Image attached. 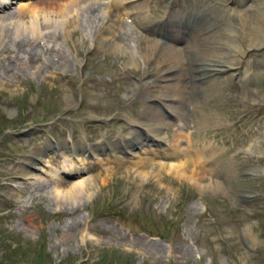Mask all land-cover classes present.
Returning a JSON list of instances; mask_svg holds the SVG:
<instances>
[{
	"label": "rangeland",
	"instance_id": "obj_1",
	"mask_svg": "<svg viewBox=\"0 0 264 264\" xmlns=\"http://www.w3.org/2000/svg\"><path fill=\"white\" fill-rule=\"evenodd\" d=\"M77 1L30 0L32 6L27 8L30 12L24 9L20 14L29 16L31 12L35 15L45 10L65 17ZM89 1L93 2L80 0L76 9L87 19L85 7ZM192 3L193 0L186 2ZM208 3L212 8L205 6V10L213 16L205 28L208 44L213 40L227 42L225 50H220L225 58L207 57L206 62L199 61L197 56L184 57L183 53L187 65L183 64L187 70L183 86L188 93L183 102L175 104L179 113H172V119L162 130L167 139L166 149L173 147L178 134L183 137L180 146L197 165L201 174L199 183L204 189L190 182H178L170 174H165L160 183L149 180L141 184L132 180L131 169L139 166L135 164L138 162L135 155L139 153L134 152L133 158L121 153L112 158L105 156L107 160L100 171L105 173L113 167L116 172L110 175L107 184L90 187L92 198L83 191L76 199L59 205L52 194L42 191L44 184L39 183L40 179L49 178L41 171L35 169L31 180L23 179L19 174L20 163L49 138L59 142L70 135L94 142L102 134L128 136L132 126L142 118L146 101L154 102L149 97L163 96L160 65L167 58L162 51L152 49L157 45L154 36L146 35L145 30L131 22V17L118 15L115 7L104 12L101 30L95 29L96 23L89 15L86 32L73 38H66L59 26L48 24L46 28L56 32L44 33L45 39L43 35L31 37L27 32L20 36L24 41L20 46L9 44L13 40L10 36L14 35L12 30L4 29L8 46L4 43L1 45L4 49L0 46V264H264V214L258 208L251 209L264 201L255 200L248 207L233 199L237 192L264 191V179L243 176L242 166L244 149L264 134V82L256 90L252 84H243L232 76L234 70L226 76L218 74L220 67L227 65L228 55H237V47L253 49L252 45L261 40L259 35L264 37V0H253L240 7L241 19L236 11L230 15L221 6L222 1ZM100 4L97 13L106 6ZM19 5L1 10L0 15L17 11ZM131 10L127 6L126 15ZM148 10L152 19L161 20L171 10L174 14L182 12L183 3L152 0ZM225 34H235L234 39H225ZM98 35L130 48L131 52L105 51L96 46ZM25 48L33 52L34 62L22 69L12 55ZM147 51L148 64L142 57ZM131 54L138 67L128 65ZM66 57L70 66L62 61ZM243 60V67L247 68L246 59ZM9 63L19 72L14 73L15 79L3 74L4 65ZM255 65L259 67L256 62ZM195 66L203 73L201 77L193 69ZM207 75L210 77L201 80ZM191 80H197V84L200 80L205 90L198 93L195 89L194 94ZM136 86H142L138 97L131 91ZM75 93L76 102L69 106L67 98ZM257 94L261 95L254 98ZM144 120L138 121L143 122L141 126L151 127L150 119ZM209 144L213 148L212 167L198 158V151H206ZM231 162L238 168L232 167ZM56 165L53 159L50 166ZM212 168L218 170L216 175L212 174ZM86 175L67 178L71 182L80 181L90 174ZM47 184L52 182L48 180ZM19 187L24 188L20 191ZM246 230L257 239L248 241L250 249L246 246Z\"/></svg>",
	"mask_w": 264,
	"mask_h": 264
},
{
	"label": "bare ground",
	"instance_id": "obj_2",
	"mask_svg": "<svg viewBox=\"0 0 264 264\" xmlns=\"http://www.w3.org/2000/svg\"><path fill=\"white\" fill-rule=\"evenodd\" d=\"M15 1L16 0H0V10H4L5 8L10 7V6H11V9H13L12 4ZM79 1L80 0H78L74 5L72 4L70 7L68 6L70 14H68L65 17L56 11L47 12L45 10L44 11L39 10L38 13L35 10V12L37 14L34 13L35 15H31V13H32L31 12L29 16H26L27 14L23 15L20 13H24L23 12L24 9L26 11H28L27 8L30 6L31 2L30 3L19 2V4H21V5H19L17 11L13 12V10H9L8 13L6 12L7 14H1L0 15V46L3 43L6 45L8 43L7 42L8 37L6 36L7 34L4 31L5 28H7L9 31L12 30V32H11L12 35H14V36L17 35L16 36L17 38H15L14 36L13 37L10 36L13 40L11 42L9 41L10 42L9 44L14 43V44H18L20 46H21V44H24L23 39L20 40V36L27 35L26 34L27 32H29L31 34V37H34V38L37 36H38V38H40V37H42V35L44 33L47 35V34H52V33L56 32V30L54 32L53 31L50 32L51 29L49 30L48 27L46 28V25H48V24L49 25L53 24L56 27L59 26L61 32H63V34L65 35L66 38H73L75 35H77L80 32H82V33L86 32V24L88 22L89 15L92 18V22L96 23L95 29L101 30L104 27V24L102 23V20H104L103 19L104 18L103 17L104 12L107 11V13H108L110 7L118 6L117 13L120 14L121 16L123 15L126 17L128 15H126V13H125V8L128 5L130 6V2H132L131 4H136V6L131 8L132 9L131 10L132 12L130 14L131 19L133 21L137 22L138 25L143 29H146L148 26H150L151 28L154 29V31L156 32L158 37L156 40H153L157 43V45L154 46L152 49H155L156 51H162V53H163L162 56L165 57V55H166V58H167L160 65V67L162 68L160 80H161L162 84H164L162 86H164V89H165L164 93L162 92L163 96H161V98L150 96L149 99L154 100V102H151L148 100L146 101V106L143 110L142 118L139 119V120H142L144 122L146 121V120H144V118L150 119V124H151L150 130H152L155 133V136L158 138L159 145H162V143H164L166 141V137L163 135L162 130L167 123V118L164 116L159 105L164 104V106L167 107L168 109H170L172 111V113L178 114L179 108L175 105V103L177 104V103L183 102L185 99V95L187 94V92L185 91V89L187 90V88L185 86H183L184 84L186 85V71H187L186 67L183 65V64H185L184 59L182 57L183 52H185L184 57L190 58L193 56H197L198 59L200 58L199 61H204V60L206 61L207 57H210L211 59L224 60L225 55L222 52H220V50L223 51L227 42L225 43L222 40H218L219 39L218 38L217 39L218 41L213 40L210 44H208V38L205 35H202L200 27L198 28V23L195 22L194 27L191 31V34L189 33L190 39L192 42H190V39L188 36V38H187L188 44H186L184 48L175 47L173 45L166 43V41L163 39V37L165 35L163 33L167 32V30L169 29V27H167L166 24L170 21L177 20V16L175 14H173L172 12H170L164 17V20H162V21L153 20L150 13L147 10V8L149 7L148 1H150V0H143L144 1L143 3L141 0H91L93 2L90 3V1H89V3H87V6L85 7V10L89 14L88 19L86 18V16L84 17V14L80 15L79 10H76L77 6L80 5ZM105 1H107V2H105ZM175 1H177V0H173V2H175ZM220 1H222L224 3V6H223V3L221 4V6H223L228 11V13L230 15H234V12H232V11H234L235 9L233 10L230 8V0H220ZM196 2L198 3V0H196ZM100 3L105 4L106 6L104 5L105 8L103 10H100L97 13L96 11H97L98 6L101 5ZM31 6H32V4H31ZM194 6H195L194 10H196V8H198V5L195 3ZM204 6H206L208 8H212V5H210L207 2L204 3ZM30 8H28V9H30ZM238 8H240V7H238ZM32 9H34V7H32ZM187 9H188V7L185 6V10H184L183 14L181 15V19L183 16L186 15L185 11ZM89 10H90V13H89ZM86 11H85V13H86ZM235 11L238 12L237 15L241 19L242 15H243V11L242 10H238V11L235 10ZM28 12H30V11H28ZM17 13H19L18 16H17ZM83 13H84V9H83ZM194 13H196V11H194ZM219 16H221V15H219ZM112 25H113V23L110 26H108V28L110 29L112 27ZM229 31H230V29H229ZM239 31H236V32H239ZM222 32L226 33L225 30ZM147 33L152 34L150 32H147ZM231 33H233V30ZM240 33L241 32H239L238 34H240ZM235 34H234V36H235ZM240 35H239V37H240ZM56 36H57V34H56ZM234 36L232 34H225L223 37L227 40H233ZM43 37H44V35H43ZM215 38H216V36H215ZM6 39H7V41H6ZM44 39H45V37H44ZM82 39L84 42L86 41V37L83 35H82ZM245 39H246V35H245ZM245 39L243 42H245ZM258 39L259 40L261 39V40L260 41L258 40L259 41L258 43H255L252 45L253 49H248L249 47L248 48L237 47L236 53H237V55H239V57L237 55L232 56V53H230L228 55V58H227V65L226 66L224 65L222 67H220L221 66L220 65L219 66L220 69H219L218 74H220V76H226L228 74V72L234 70L235 73L234 74L232 73L233 74L232 76L238 77L239 80H241L245 84L250 83L254 87H258L257 85H259L261 82L264 81V71L255 70V68L253 67V63H251L250 60H248V62H247V65L249 67L248 69L244 70L242 67L243 58L246 59L249 56H253L257 53L260 54L261 52H264V37L261 38L259 35ZM25 40H26V38H25ZM196 42L201 44L200 48H198V43H196ZM43 43H45V42H43ZM250 43H251V41H250ZM229 44H227V45H229ZM52 46H54V45H52ZM96 46L103 48L105 51L125 50L126 53L131 52L130 48L125 49V47L123 45L118 44V43L114 44L113 40L108 41V39H106L100 35H98V38L96 36ZM242 46H244V45H242ZM250 47H251V45H250ZM2 48L4 49V45ZM11 48H14V47L12 46ZM21 52L24 54H21ZM32 53L33 52L30 50V48L28 50H26V48H25V49L20 50L19 54H16L15 56L12 55V57L14 59H16V61L18 63L22 64V69H25V68L31 67L33 62H34L33 56H31ZM130 56L131 57H129L128 65H134V66L138 67V64L133 59V55L131 54ZM142 57H143L144 62L146 64H148V62L150 61L149 60L150 55L148 54V51L146 53L142 54ZM236 57H238L239 59ZM56 58L53 57L52 59H56ZM67 58L68 57L62 58V61L64 60L63 63H66L65 64L66 66L67 65L70 66L71 63H70L69 59H67ZM151 58H152V56H151ZM197 61L198 60H196V62ZM235 61H237L238 63ZM243 61H245V60H243ZM255 61H258V60H255ZM197 64H199V62ZM200 64H201V62H200ZM207 64H209V63H207ZM4 66L5 67L3 70V74H6V75L15 79L14 73H16L18 75L19 72L16 71L17 69L12 65V63H9V65H4ZM195 67L196 68H193V69L198 70V72H199V67H197V66H195ZM204 68H206V66ZM207 68H209V67H207ZM203 70L204 69H202V71ZM38 72H40V70H38ZM38 72H36V73H38ZM199 74H200V77L203 75L202 72H199ZM182 75H183V77L181 78ZM8 76H6V77H8ZM217 78H219V77H217ZM137 86H136V88L131 89L132 93L134 92V97L135 96L138 97L139 95H141V92H142V90H141L142 86L141 87H137ZM162 86H161V88H162ZM183 87H185V88H183ZM194 87L195 88H193V90H192L194 92V94L196 93L195 89L198 90V93H202L205 90V88H203L202 85L200 86V80L198 81V84H194ZM190 93H191V91H190ZM76 94L77 93H75V95L68 96L67 101L69 103V106L75 104L76 96H77ZM260 95L261 94H259V95L257 94V96L255 98H258ZM142 121L136 122L135 125L143 124ZM177 138L178 139L175 138L174 145L172 147L173 149L159 150V149H156L155 147H153L155 145H153V146L144 145V139H142V137L140 138V136H138L137 142L139 144L138 146H140V148H141V155L138 159V162L135 164H137L139 166L136 168L133 167L134 168L133 170L131 169L132 172L130 174V178L134 181H139L141 184H145L149 180L160 183L163 178L165 179V174H170V175H172L173 179H175L178 182H190L193 185L199 186L200 189H204L205 187L199 183V180L201 179V174L196 169L197 165L195 164V162H193V160H191L190 156H188V154L186 153V150H184V148H182L180 146V143H181L180 139H182L183 137L178 134ZM190 142H191V140H190ZM47 144L48 143H46L45 145H47ZM54 146L55 145H53V144L47 145V147L49 149L48 152H50L51 150L55 151L54 149H56V154H58V158L61 159V160L57 161L59 163V165L57 166L56 169L50 166L52 164V161L50 159H47L48 157L46 156V154L48 153L47 152L48 149L41 146L39 148L32 149L31 156L28 157L27 159H24L20 163L19 174L21 175V177L23 179L29 181L32 179L33 170H35V169L40 170L43 174H45L46 178H49L52 182V184H47L49 179L48 180L40 179L39 183L44 184V189L42 191L47 193V194H52L53 199L57 200L58 204L60 202L63 203V202H67L68 200L76 199L78 197V195L81 194L83 191L87 193L88 198H92L91 196H89L90 187L94 186L96 188V187H98L99 184H101V185L107 184V180L109 179L110 175L113 176L114 173L116 172V169L113 167L109 168L108 171L105 173L100 171L101 166H103L102 163H103L104 159L100 160V158H96V155L98 152H96L94 149L91 150V152L93 153V156L91 157V159L87 158V157H90V155H92V153L88 149H85V147L82 145V143L76 144V143L72 142V144L70 145V147H71L70 150H69L68 145H66V142L57 145L56 148H54ZM209 146L210 147H208V149L206 151L205 150L204 151H198V158H203L202 159L203 163H205V164L209 163L211 166L213 164V163H211V161H213V154H210V153H212L211 150H213V148L211 147L210 144H209ZM188 150H190V149L188 148ZM111 151H115V145H111ZM245 152H247L249 154H253L256 157L264 156V145H262L258 140H256V141H254L253 147L251 149H246ZM75 153H76V158L81 157V155H83V154H86V155L88 154V155L84 158L78 159L77 162H73L72 160H74V159L71 158V154H75ZM67 154H69L68 157H67ZM99 155H100V153H99ZM92 158H95L96 160H94ZM62 159L65 161H62ZM126 168H128V166ZM66 169H69V171H67ZM87 169L90 172V175L88 176V174H87L86 176H88V178H86V179L83 178L80 181H72L71 182V181H67L66 178L63 177L64 174L70 173V172H72V170L74 172H72L71 175H75V174L80 175L81 172H83ZM94 170H97V172L91 173V171H94ZM128 171H130V170H128ZM263 171L264 170H262V174H263ZM255 172H257V170ZM68 175H70V174H68ZM24 184H26V183L24 182ZM23 188L19 187V188H17V190L20 189V191H21V190H23ZM47 188H48V191H46ZM40 191L41 190L38 189V193ZM75 201H77V200H75ZM245 236H246V240L249 242L252 241V238L254 241L257 240L256 238L252 237L250 230L245 231ZM154 251H156V249ZM160 251H161V249H160Z\"/></svg>",
	"mask_w": 264,
	"mask_h": 264
}]
</instances>
